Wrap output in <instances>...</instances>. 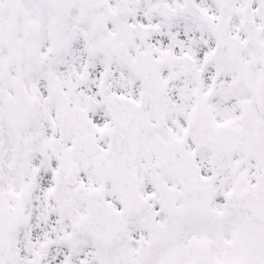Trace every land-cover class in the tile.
<instances>
[{
  "label": "snow or ice",
  "instance_id": "6c2138e0",
  "mask_svg": "<svg viewBox=\"0 0 264 264\" xmlns=\"http://www.w3.org/2000/svg\"><path fill=\"white\" fill-rule=\"evenodd\" d=\"M0 264H264V0H0Z\"/></svg>",
  "mask_w": 264,
  "mask_h": 264
}]
</instances>
